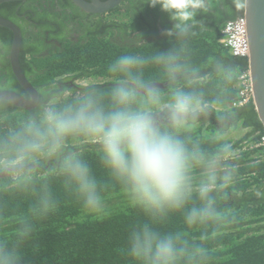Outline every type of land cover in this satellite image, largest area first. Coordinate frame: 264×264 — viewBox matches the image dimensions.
I'll list each match as a JSON object with an SVG mask.
<instances>
[{"label":"clouds","instance_id":"clouds-1","mask_svg":"<svg viewBox=\"0 0 264 264\" xmlns=\"http://www.w3.org/2000/svg\"><path fill=\"white\" fill-rule=\"evenodd\" d=\"M144 3L165 12L172 21L167 36L179 37L187 36L198 23V15L210 7L209 0H141V6ZM150 62L163 68L170 84L167 94L146 78L144 68ZM106 74L112 81L107 90L92 85L72 97L49 86L34 90L29 103L39 105L38 109L0 136V174L21 190L36 192L13 239L0 240V264H24V244L37 223L56 210L48 186L35 188L31 168L37 157L56 158L65 187L86 215L106 214L89 163L63 148L72 137L97 143L103 167L143 217L128 229L122 256L133 264H215L217 253L206 241H191L182 232L159 227L170 215L181 213L185 224L209 229L207 239H215L238 218L235 210L221 204L238 175L237 157L226 133L216 134L211 153L181 134L210 110L202 91L178 83L181 77L195 79L197 70L186 68L178 49L150 57L123 51L107 62ZM227 78H232L230 70ZM12 102L11 97L0 96V105ZM157 107L163 108V124L153 111ZM196 169L198 179L194 178ZM254 195L264 199V190L258 188Z\"/></svg>","mask_w":264,"mask_h":264},{"label":"trees","instance_id":"trees-1","mask_svg":"<svg viewBox=\"0 0 264 264\" xmlns=\"http://www.w3.org/2000/svg\"><path fill=\"white\" fill-rule=\"evenodd\" d=\"M209 4L218 6L220 1L209 0ZM124 7L111 9L109 18L115 16V20L110 21L127 26L129 40L136 31L131 43L112 39L114 33L109 25L105 36L92 33L82 42L67 40L50 58L52 70L70 73L62 78H73L79 85L70 93H63L72 97L92 85L107 90L112 83L106 74L107 62L123 51L150 57L163 51L180 50L181 62L189 71L197 70L198 75L195 79L181 77L178 83L202 91L210 109L181 134L190 143L211 153L216 148V134L226 133L237 157L238 175L233 188L227 192L228 199L221 200V204L235 210L238 218L224 227L215 239H207L209 229L185 224L181 213L170 215L159 227L182 232L191 241H206L217 253L215 264H264V199L254 195L258 188L264 190V158H257L264 149L251 147L263 137L264 128L252 101L241 108L231 106L238 95L237 78L248 68L249 62L245 56H233L219 41L224 35L225 23L239 14L221 19L217 25L216 21L208 20L209 27L206 28L196 24L187 36L179 37L167 36L166 31L158 28L159 21L168 29L172 26V21L166 20L167 14L159 7H151L148 3L141 6V0H127ZM102 44L106 45L104 50L96 53L95 48ZM83 48L87 50L84 58L81 57ZM228 70L231 79L227 78ZM144 72L153 83H164L165 86L159 88L167 94L170 84L160 65L150 62L145 65ZM89 77L104 79L92 84L80 83L81 79ZM153 111L160 118L163 108L157 107ZM221 117L226 118L224 123ZM7 119L11 131L22 118L13 113ZM160 119L163 124L164 120ZM241 128L245 130L236 136ZM63 148L82 155L89 163L106 214L99 217L86 215L74 193L65 187L56 158L37 157L35 162H41V165L31 168L35 188L46 184L57 207L54 213L37 223L31 238L24 244V264H133L121 255L120 249L130 226L143 219L141 213L129 205L121 186L103 167L96 142L72 137L65 141ZM199 174V169L194 170V178L198 179ZM35 199V191L21 190L8 176H0V240L13 239L20 218L27 214Z\"/></svg>","mask_w":264,"mask_h":264},{"label":"flooded vegetation","instance_id":"flooded-vegetation-1","mask_svg":"<svg viewBox=\"0 0 264 264\" xmlns=\"http://www.w3.org/2000/svg\"><path fill=\"white\" fill-rule=\"evenodd\" d=\"M83 1L94 3L95 0ZM122 1L117 6L125 9L124 4L127 0ZM218 1H220L218 6L210 5L207 13L198 15V25H205L206 28L209 27L208 20L216 21L217 25L221 19L244 13L245 0ZM111 9L87 11L75 0H0V96L11 97L13 101L8 105H0V131L4 129L5 124L11 125L7 119L9 115L18 113L24 118L38 109L39 105L30 104L29 101L33 91L41 86L54 87L66 93L79 87L73 78L52 77L56 70L51 69L50 58L58 48L64 47L65 41L82 42L92 33L105 36L110 25L114 33L112 39L131 43L130 40L135 38L136 31L132 33L130 40L127 39V26L110 21L115 18V16L109 18ZM165 18L171 22L168 15ZM157 23L161 31L168 29L160 21ZM17 30L21 33L17 61L25 81L15 71L11 58ZM40 60L49 63L42 66ZM21 100H24L23 105L19 103ZM246 110L248 109L245 108ZM233 119L234 117L227 121ZM2 134L4 131L0 135ZM40 165L41 162L32 164L33 167ZM2 175L4 174L0 176Z\"/></svg>","mask_w":264,"mask_h":264},{"label":"water","instance_id":"water-1","mask_svg":"<svg viewBox=\"0 0 264 264\" xmlns=\"http://www.w3.org/2000/svg\"><path fill=\"white\" fill-rule=\"evenodd\" d=\"M75 1L87 11L91 10L95 12L111 9L117 6L121 0H95L94 3H85L83 0ZM243 15L246 19L247 37L250 46L248 66L252 79L253 103L264 128V0H245ZM8 26H10V23H8ZM17 31L18 34L12 46L11 58L15 71L20 78L24 80L19 68V62L17 61L21 45V33L19 30ZM154 83L158 87L165 86V84L161 82ZM22 101L24 100H21L19 103L23 105Z\"/></svg>","mask_w":264,"mask_h":264},{"label":"built area","instance_id":"built-area-1","mask_svg":"<svg viewBox=\"0 0 264 264\" xmlns=\"http://www.w3.org/2000/svg\"><path fill=\"white\" fill-rule=\"evenodd\" d=\"M224 37L220 41L229 48L234 55L248 56L250 51L249 41L247 37L246 19L244 16L227 22L224 28ZM238 95L232 101L233 108H240L251 101L253 102V87L250 69L243 70L238 78ZM249 145V144H248ZM252 148L263 147L264 149V135L259 142L251 145ZM257 158H264V150Z\"/></svg>","mask_w":264,"mask_h":264},{"label":"rangeland","instance_id":"rangeland-1","mask_svg":"<svg viewBox=\"0 0 264 264\" xmlns=\"http://www.w3.org/2000/svg\"><path fill=\"white\" fill-rule=\"evenodd\" d=\"M105 46H106L105 44H102V45L97 46V47L95 48V52H96V53L102 52V51L104 50ZM157 48H159V47H157ZM86 54H87V50H86V48H83V49L81 50V57H82V58L86 57V56H85ZM39 63H41L42 66H45V64H47V63H49V62H45V63H44V60H40ZM67 74H70V73H60V72H55V73L52 75V77H53V78H60V77H62V76H64V75H67ZM103 79H104V78H101V77H100V78H91V77H89V78H83V79L80 80V83H81V84H92V83L102 82ZM9 126H10V125L5 124V127H4V129H5V130H4V134H2V135H0V136L6 135L7 133L10 132V131H9ZM243 130H245V129L241 128L239 131H237V132H236V136H239V135L241 134V131H243Z\"/></svg>","mask_w":264,"mask_h":264}]
</instances>
